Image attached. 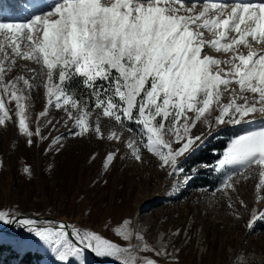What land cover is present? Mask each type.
Returning a JSON list of instances; mask_svg holds the SVG:
<instances>
[{
    "label": "snow or ice",
    "instance_id": "obj_1",
    "mask_svg": "<svg viewBox=\"0 0 264 264\" xmlns=\"http://www.w3.org/2000/svg\"><path fill=\"white\" fill-rule=\"evenodd\" d=\"M188 2L44 0V7L20 22L0 20V127L12 121L31 147L34 136L47 139L41 121L52 125L55 108L64 113L71 136L123 143L137 162H144L146 151L160 168L171 169L169 175L182 172L179 158L201 141L192 134L198 123L212 129L254 122L255 113L264 116V0H191L185 7ZM41 86L46 103L33 131L29 101ZM261 123L233 138L218 160L216 170L228 173L219 189L225 195L235 191L234 178L247 179L258 169L256 192L262 198ZM64 138L54 137L48 150L59 151ZM115 158V152L106 154L103 167ZM256 219L264 220V212L253 213L249 228ZM0 222L24 226L51 247L58 264H86L85 250L116 264H157L139 253L165 254L128 220L114 229L126 246L91 230L69 232V225L51 222L41 227L3 211Z\"/></svg>",
    "mask_w": 264,
    "mask_h": 264
},
{
    "label": "rangeland",
    "instance_id": "obj_2",
    "mask_svg": "<svg viewBox=\"0 0 264 264\" xmlns=\"http://www.w3.org/2000/svg\"><path fill=\"white\" fill-rule=\"evenodd\" d=\"M44 6V0H26L22 12L13 18L0 9V20L20 22ZM191 6L189 0L185 7ZM207 52L226 58L212 49ZM227 99L226 94L224 102ZM29 103V126L35 131L36 118L46 103L42 86L32 91ZM253 115L254 122L240 125L221 124L209 129L198 123L192 134L201 136V141L179 158L183 171L172 175H169L171 169L160 168L158 159L146 151L142 154L144 162L140 163L128 154L123 143L101 141L90 135L71 136L63 123L64 113L55 108L49 114L52 125L44 127L41 121L47 139L34 136L31 147L16 125L8 121L0 127V211L7 212L9 218L62 220L70 227L94 231L125 246L126 242L114 234V229L128 220L130 227L141 230L151 248L165 253H139L157 264H264V220L256 219L248 227L254 212L257 215L264 212V191L259 200L256 192L258 169L250 170L247 179L234 178L235 191L228 190L225 195L219 189L228 173L217 171V162L206 175L208 181H214L212 190L201 187L203 182L197 180V171L206 166L190 171L184 164L210 140L219 139L217 134L222 130L239 129L241 135L260 128L264 116ZM61 135L65 137L63 147L49 151L52 139ZM128 135L124 133V137ZM109 152H115L116 158L105 169L103 162ZM25 167L30 169V174L24 172ZM45 222L51 221L39 222L40 226H49ZM6 225L0 222V228ZM51 225L57 224L51 222ZM1 245L12 248V254H2L0 264H17L26 252L41 256L34 264H58L51 247L18 223L9 233H0ZM84 258L86 264H92L88 254ZM98 258L106 264H116L111 258Z\"/></svg>",
    "mask_w": 264,
    "mask_h": 264
},
{
    "label": "trees",
    "instance_id": "obj_3",
    "mask_svg": "<svg viewBox=\"0 0 264 264\" xmlns=\"http://www.w3.org/2000/svg\"><path fill=\"white\" fill-rule=\"evenodd\" d=\"M26 0H0V9H5L8 12L9 17L13 18L22 12V7ZM239 129L227 131L222 130L217 135L220 136L217 140H210L198 151L191 154L185 161L184 164L188 165V169H198L199 166H206L207 168L197 171L198 181L203 182L200 186L208 190L214 188V181H208L207 176L211 173L212 169L209 168L213 166L221 158L222 152L226 149L227 144L230 139L238 136ZM12 250V248H11ZM9 247L0 246V257L2 254H12ZM41 256L35 253L26 252L18 261L17 264H34V262H39Z\"/></svg>",
    "mask_w": 264,
    "mask_h": 264
},
{
    "label": "water",
    "instance_id": "obj_4",
    "mask_svg": "<svg viewBox=\"0 0 264 264\" xmlns=\"http://www.w3.org/2000/svg\"><path fill=\"white\" fill-rule=\"evenodd\" d=\"M14 218L19 219L20 217H14ZM33 219L37 220L38 222L51 221L53 223H56L57 225H59L60 223H64V224L68 225L65 221L56 220L53 218H45V217L44 218H35V217H33ZM16 224H17L16 222H13V223L6 225L3 228H0V233H4V234L9 233L16 226ZM70 231H71V227L69 228V232ZM69 239L70 240L72 239L71 235H69ZM85 253L90 256L92 264H106L103 261H101L97 256H95L94 253H91L87 250H85Z\"/></svg>",
    "mask_w": 264,
    "mask_h": 264
}]
</instances>
